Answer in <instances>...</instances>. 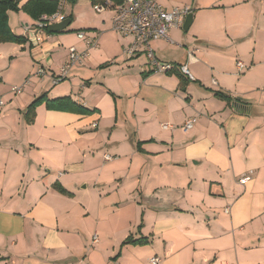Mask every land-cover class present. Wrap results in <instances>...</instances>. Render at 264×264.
<instances>
[{"label":"crops","instance_id":"crops-1","mask_svg":"<svg viewBox=\"0 0 264 264\" xmlns=\"http://www.w3.org/2000/svg\"><path fill=\"white\" fill-rule=\"evenodd\" d=\"M58 1L69 34L37 43L36 21L8 11L26 43L0 44V264H264V0H156L191 11L187 31L150 42L160 62L186 65L183 89L176 69L122 56L132 37L111 30L120 3L97 13L91 0ZM78 31L97 47L52 85L68 48L86 49ZM37 66L39 90L5 105ZM43 94L89 113L41 104L26 123Z\"/></svg>","mask_w":264,"mask_h":264},{"label":"built area","instance_id":"built-area-1","mask_svg":"<svg viewBox=\"0 0 264 264\" xmlns=\"http://www.w3.org/2000/svg\"><path fill=\"white\" fill-rule=\"evenodd\" d=\"M109 0H105L102 4H93L92 9L99 13L110 7ZM191 14L187 7H174L171 10H165L156 0H122V2L113 7V16L111 19V30L121 36L132 37V42L122 50V56L130 59L135 55L142 53L146 59L152 73H167L172 69H176L183 77L192 81L186 65L172 66L162 63L154 56L150 46L151 41L169 40V32L175 28H182L186 17ZM65 19L60 15V10L52 15H42L36 20L33 30L35 31V41L41 42L40 34H44L48 27L57 23H61ZM76 37L83 41L86 49L83 51L77 50L75 47L68 48V54L65 62L59 68L55 75L51 76V84L56 85L65 80L69 72L88 57V51L91 48L97 47L96 33L90 34L85 31L76 32ZM238 71L244 69L241 62H236ZM47 73L43 67H38L33 76L42 78ZM214 84V82H213ZM23 85L13 86L10 88V93L14 96L21 94ZM196 122V118H189L182 126L184 131L190 130ZM163 129L168 128L167 125H162ZM105 160L110 157L105 155ZM247 177L238 180L243 184L247 181ZM97 238H92V243H96ZM160 259L153 257L150 259V264H159Z\"/></svg>","mask_w":264,"mask_h":264},{"label":"trees","instance_id":"trees-1","mask_svg":"<svg viewBox=\"0 0 264 264\" xmlns=\"http://www.w3.org/2000/svg\"><path fill=\"white\" fill-rule=\"evenodd\" d=\"M105 0H91L92 4H102ZM121 3V0H115ZM58 0H28L22 6H19L20 0H0V44L1 43H14L24 44L26 39L22 36L15 35L8 25V11L19 12L22 11L28 15L32 20H38L42 15H52L59 11ZM65 20L71 22V17H67ZM180 88L183 89L187 80L181 74H179ZM1 82V79H0ZM219 98L228 101V98L222 94H216ZM44 104L48 110H60L70 111L79 114H88L89 110L85 109L82 105L75 103L69 97H62L57 99H48L45 94L35 98L27 107L24 115L26 123H31L34 118V110L37 106ZM54 188L61 194L66 192L59 187L58 184L53 185ZM144 239L130 240L126 239L125 243L142 244Z\"/></svg>","mask_w":264,"mask_h":264},{"label":"rangeland","instance_id":"rangeland-1","mask_svg":"<svg viewBox=\"0 0 264 264\" xmlns=\"http://www.w3.org/2000/svg\"><path fill=\"white\" fill-rule=\"evenodd\" d=\"M69 9V7H67V10ZM66 13H67V11H66ZM60 15L65 19V17H64V15H65V13H62V11H60ZM73 25V23H71L68 27H67V29H66V34H69L70 33V29L72 28L71 26ZM184 33H186V32H184ZM39 66H37L36 67V69H35V71H34V73L31 75V79L29 80V83H28V85H26L24 88H23V91L21 92V94H19V95H17V96H13L12 94H11V98H9V99H3L2 97H1V100L4 102V104L5 105H10L9 104V102H10V99L11 100H13V102H17V100L18 99H20V100H22V98H24V96H26V95H29L31 92H32V90H39V86H38V82L40 81L39 79L40 78H37V77H35V76H33L34 74H35V72H36V70H37V68H38ZM48 75V74H47ZM24 82V81H23ZM22 82V83H23ZM22 83L20 84V85H14V86H21L22 85ZM11 87H12V85H11ZM11 87H9V89H7L6 91H4L5 93L6 92H8V94H9V91H10V88ZM31 90V91H30ZM4 93V94H5ZM14 99H16V100H14ZM128 218H130V216H127V217H125V219H128Z\"/></svg>","mask_w":264,"mask_h":264},{"label":"water","instance_id":"water-1","mask_svg":"<svg viewBox=\"0 0 264 264\" xmlns=\"http://www.w3.org/2000/svg\"><path fill=\"white\" fill-rule=\"evenodd\" d=\"M191 22H192V15L189 14L186 17V19H185V21H184V23L182 25L183 31H187L188 30V28L191 25ZM69 24H70V22L68 20H64L61 23H57V24L49 26L48 27V32L51 33V34L61 33L68 27Z\"/></svg>","mask_w":264,"mask_h":264}]
</instances>
